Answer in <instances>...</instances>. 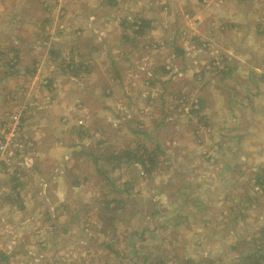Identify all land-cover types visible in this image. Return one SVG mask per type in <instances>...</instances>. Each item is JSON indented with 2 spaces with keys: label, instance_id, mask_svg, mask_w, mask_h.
<instances>
[{
  "label": "rangeland",
  "instance_id": "obj_1",
  "mask_svg": "<svg viewBox=\"0 0 264 264\" xmlns=\"http://www.w3.org/2000/svg\"><path fill=\"white\" fill-rule=\"evenodd\" d=\"M0 145V264L264 253V0H0Z\"/></svg>",
  "mask_w": 264,
  "mask_h": 264
},
{
  "label": "trees",
  "instance_id": "obj_2",
  "mask_svg": "<svg viewBox=\"0 0 264 264\" xmlns=\"http://www.w3.org/2000/svg\"><path fill=\"white\" fill-rule=\"evenodd\" d=\"M196 103L199 104V106H200V104H203V103L206 104V102H203V100H201L200 98L197 100ZM198 111H199V108L198 109H191L189 112L190 113H196ZM123 154L127 155V159H126L127 163H132L131 159L136 158V155H131L129 152H125ZM121 159H122V157H120V156H118L116 158L118 166L120 165V163L122 164ZM138 161H139L138 163H140L143 166V168L146 172L150 171L152 169V167H154V165L156 164V160H155L154 155L146 158V162L147 161L149 162V166H147L144 158H139ZM261 183H262V185H264V180H262ZM259 250L261 251L260 248H259ZM237 259L239 260L238 262H236V263L230 262V263L231 264H263L262 261L264 260V253H262V251L260 253H258V251H248V252L241 254ZM191 264H192V262H191Z\"/></svg>",
  "mask_w": 264,
  "mask_h": 264
},
{
  "label": "crops",
  "instance_id": "obj_3",
  "mask_svg": "<svg viewBox=\"0 0 264 264\" xmlns=\"http://www.w3.org/2000/svg\"><path fill=\"white\" fill-rule=\"evenodd\" d=\"M88 19H91V17H88L87 20H88ZM84 20H85V19L81 20L82 22H80V23L83 24L85 27L91 25V24L89 25V22H85V23H84ZM87 20H86V21H87Z\"/></svg>",
  "mask_w": 264,
  "mask_h": 264
},
{
  "label": "built area",
  "instance_id": "obj_4",
  "mask_svg": "<svg viewBox=\"0 0 264 264\" xmlns=\"http://www.w3.org/2000/svg\"><path fill=\"white\" fill-rule=\"evenodd\" d=\"M19 119H21V118H19ZM4 144L6 145V147L9 146V143H7V142L4 143ZM3 147H4V145H0V150H1V151H2Z\"/></svg>",
  "mask_w": 264,
  "mask_h": 264
}]
</instances>
